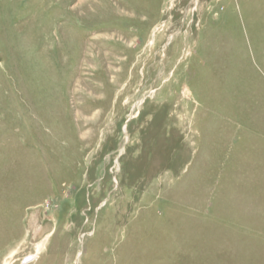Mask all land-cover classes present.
Wrapping results in <instances>:
<instances>
[{"label": "rangeland", "instance_id": "rangeland-1", "mask_svg": "<svg viewBox=\"0 0 264 264\" xmlns=\"http://www.w3.org/2000/svg\"><path fill=\"white\" fill-rule=\"evenodd\" d=\"M0 264H264V0H0Z\"/></svg>", "mask_w": 264, "mask_h": 264}]
</instances>
